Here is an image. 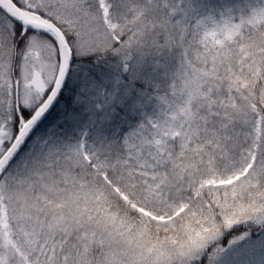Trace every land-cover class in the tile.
Listing matches in <instances>:
<instances>
[{"label":"snow or ice","instance_id":"obj_1","mask_svg":"<svg viewBox=\"0 0 264 264\" xmlns=\"http://www.w3.org/2000/svg\"><path fill=\"white\" fill-rule=\"evenodd\" d=\"M264 226V0H0V264H222Z\"/></svg>","mask_w":264,"mask_h":264},{"label":"trees","instance_id":"obj_2","mask_svg":"<svg viewBox=\"0 0 264 264\" xmlns=\"http://www.w3.org/2000/svg\"><path fill=\"white\" fill-rule=\"evenodd\" d=\"M214 2H219V0H214ZM229 2H235V0H229ZM263 230L264 226L257 225L254 222L241 223L234 226L232 229L226 230L219 243L222 246H228L229 241L236 236L247 232L249 233L248 237H258V235H260ZM243 252L244 251H241L240 255H238V257L235 259L230 254H225L222 264H261L255 258V253L250 256Z\"/></svg>","mask_w":264,"mask_h":264},{"label":"rangeland","instance_id":"obj_3","mask_svg":"<svg viewBox=\"0 0 264 264\" xmlns=\"http://www.w3.org/2000/svg\"><path fill=\"white\" fill-rule=\"evenodd\" d=\"M241 251L248 255H255L257 261L264 264V230L258 237H247L245 240L238 241L227 251L234 259L240 255Z\"/></svg>","mask_w":264,"mask_h":264}]
</instances>
